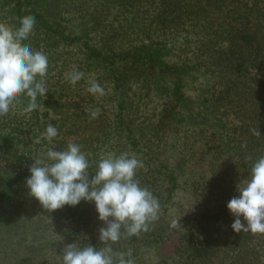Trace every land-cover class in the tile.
Listing matches in <instances>:
<instances>
[{"label": "trees", "instance_id": "obj_1", "mask_svg": "<svg viewBox=\"0 0 264 264\" xmlns=\"http://www.w3.org/2000/svg\"><path fill=\"white\" fill-rule=\"evenodd\" d=\"M29 15L23 43L46 54L48 93L31 113L22 96L0 117V163L11 174L0 200L26 186L32 157L48 148L81 145L89 179L102 153L128 152L143 162L136 178L167 230L115 250L132 249L134 264H264V234L235 233L226 207L264 154V0H0V22L13 29ZM73 68L85 73L75 86L65 79ZM90 78L110 93H88ZM48 123L58 129L51 144L41 137ZM49 213L70 243L102 247L93 202ZM148 251L154 259L139 262Z\"/></svg>", "mask_w": 264, "mask_h": 264}, {"label": "clouds", "instance_id": "obj_2", "mask_svg": "<svg viewBox=\"0 0 264 264\" xmlns=\"http://www.w3.org/2000/svg\"><path fill=\"white\" fill-rule=\"evenodd\" d=\"M35 23V17L31 15L22 17L16 29L0 22V117L6 116L22 96L28 98L24 111L31 113L41 106L37 97L45 98L48 93V58L42 51H34L30 44L23 43L33 33ZM84 77L85 73L76 68L65 73L66 81L72 86ZM87 83V92L97 98L111 91H106L94 78L88 79ZM86 111L94 120L101 109ZM252 133L261 135L257 128L252 129ZM57 136L58 129L52 123H48L41 134L48 144ZM32 159L30 176L25 184L28 194L43 209L51 212L65 205L76 206L81 200L93 202L98 220L105 225L98 229L102 247L81 246L76 242L65 244L62 264H134L132 249L118 251L113 244L122 238L130 239L150 231L159 219L158 199L136 178L137 170L144 168L143 162L128 152L117 155L108 151L102 153L94 175L89 179L91 165L79 144L70 142L64 150L48 148ZM237 191L239 195L232 197L226 205L235 218L231 229L235 233L264 234V154L252 163L247 178L237 185ZM179 219H173L170 228L181 227Z\"/></svg>", "mask_w": 264, "mask_h": 264}, {"label": "rangeland", "instance_id": "obj_3", "mask_svg": "<svg viewBox=\"0 0 264 264\" xmlns=\"http://www.w3.org/2000/svg\"><path fill=\"white\" fill-rule=\"evenodd\" d=\"M10 175L8 168L0 163V192ZM21 187L12 197L0 200V264H62V249L70 244L59 230L62 223L42 210L25 185ZM151 228L154 233L142 236L143 240H138L140 245L146 246L156 234H161L159 230H167L164 222H154ZM166 248L163 245L161 250ZM151 259L154 257L150 252L144 253L139 262Z\"/></svg>", "mask_w": 264, "mask_h": 264}]
</instances>
